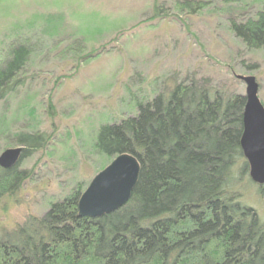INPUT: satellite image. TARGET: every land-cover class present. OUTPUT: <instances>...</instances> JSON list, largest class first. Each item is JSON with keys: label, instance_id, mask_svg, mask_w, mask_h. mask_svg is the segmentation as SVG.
<instances>
[{"label": "rangeland", "instance_id": "obj_1", "mask_svg": "<svg viewBox=\"0 0 264 264\" xmlns=\"http://www.w3.org/2000/svg\"><path fill=\"white\" fill-rule=\"evenodd\" d=\"M182 1L0 0V62L16 43L31 50L0 101V154L19 147L17 132L47 138L16 168L29 178L0 197V238L42 217L50 203L82 194L113 160L93 148L98 128L133 116L174 82L193 75L226 96H244L236 76H251L264 106V51L248 50L229 28L230 20L254 18L264 0H195L205 4L196 13ZM243 161L229 189L264 225V197Z\"/></svg>", "mask_w": 264, "mask_h": 264}, {"label": "trees", "instance_id": "obj_2", "mask_svg": "<svg viewBox=\"0 0 264 264\" xmlns=\"http://www.w3.org/2000/svg\"><path fill=\"white\" fill-rule=\"evenodd\" d=\"M179 6L196 13L205 4ZM161 11L155 6L154 15ZM229 28L248 50L264 51V4L254 18L230 20ZM29 48L11 45L0 62V101L24 71ZM244 104V96H226L208 79L188 75L138 103L133 116L102 124L94 150L112 159L129 154L139 163L129 201L100 218H83L77 189L4 234L0 264H264V225L229 189L243 159ZM13 138L21 157L13 169L0 168V197L29 178L16 168L47 142L39 132ZM258 192L264 197V186Z\"/></svg>", "mask_w": 264, "mask_h": 264}, {"label": "water", "instance_id": "obj_3", "mask_svg": "<svg viewBox=\"0 0 264 264\" xmlns=\"http://www.w3.org/2000/svg\"><path fill=\"white\" fill-rule=\"evenodd\" d=\"M245 85L240 149L248 165L249 179L264 186V106L258 98L254 77L236 76ZM22 148L7 149L0 154V168L13 169L20 161ZM139 163L129 154L119 155L99 172L80 195L78 216L100 218L123 207L130 199L139 175Z\"/></svg>", "mask_w": 264, "mask_h": 264}]
</instances>
